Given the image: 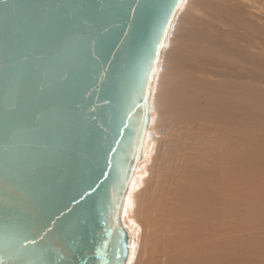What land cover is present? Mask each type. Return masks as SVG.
Here are the masks:
<instances>
[{"label": "water", "instance_id": "95a60500", "mask_svg": "<svg viewBox=\"0 0 264 264\" xmlns=\"http://www.w3.org/2000/svg\"><path fill=\"white\" fill-rule=\"evenodd\" d=\"M183 1L0 0V264L127 263L122 208Z\"/></svg>", "mask_w": 264, "mask_h": 264}, {"label": "rangeland", "instance_id": "374dc122", "mask_svg": "<svg viewBox=\"0 0 264 264\" xmlns=\"http://www.w3.org/2000/svg\"><path fill=\"white\" fill-rule=\"evenodd\" d=\"M234 11L233 17L235 16L238 19L235 21H233L234 18L229 21L225 20L224 24L216 30V25H220L223 22H216L212 19L205 21L199 15L195 14H190L187 20L190 19L194 22L193 24L197 26H192L193 28L204 29L205 32L207 31L206 33H211L213 37L219 41L220 45L226 48L227 51L217 49L212 57L219 64L225 67H232L235 71L237 70L236 72H246L255 75L256 78L231 80L232 82L240 83L245 88L254 92L244 97V100L252 101L254 105L247 108L251 110L247 112L248 115L247 113L245 114V121H227V130H225V132L218 129L220 125L218 119L215 120L212 118V121H197V123L194 124L195 126L189 130V133H192V136L198 139V144L193 145V148L196 149V152L198 150H200V152L207 150L208 155L201 156L200 154L199 156L197 155L198 153H191V151L188 150V155L190 156L196 153V161L193 160L195 159V154L192 157L195 164H197V159H201L203 161V166L201 168H196V165L193 164L194 162H192V165L187 163L186 166L188 167V171L185 170V172L177 163L178 160L173 163V159H181L184 154V152H180V150H174L178 148L174 137L179 136V141H181L184 138V133L182 132V134H180L181 132L178 130L180 125L174 124L176 120L174 118L171 119L173 114L169 112L170 110L168 111L170 114L165 113L161 108L162 104H160V101H158L159 103L156 102L154 107L150 102L151 119L150 128L148 130H154L153 132H156L155 134L159 142L156 143L155 141L152 146L149 145L146 148L145 156L141 161L143 167L141 171L143 170V173H140V177L138 176L135 184H132L133 182L130 184L129 190L125 196L123 208L127 210L123 214H125L126 225L129 223L128 228L133 230L127 264H176V260L177 263L186 264L187 254L183 256L181 253L182 239H194L191 238L192 235L189 234V232H191L189 229L190 226L194 222L193 226H195L201 219L199 223L200 227H198V231L200 232L201 228L204 225L206 226L204 219L209 212L206 210L207 201L203 199L200 204L195 201L197 198L195 200L193 199V203L196 202L195 207V204H185L181 202V200H178L180 204L178 201V203L174 201L176 198H174L173 195L176 196L179 189H187L188 187V189H193L195 187L197 190L199 188L203 189L202 194L207 197L213 195L215 198L214 208L224 215L218 216L214 214V217H210L206 221L209 222L208 225L211 227L204 228H212L211 233L215 234L211 238L204 236V241L209 238L207 241L213 242L210 248L213 250L214 255L213 252H211L212 254L210 252V254H208L207 251L203 252V254L205 253V257L201 258L200 256L202 255H200L195 260L197 264L206 263V255H211L213 257L212 264H221L222 261L223 264H264V32L259 22L252 21V18L246 20L249 17L246 13L238 14L236 10ZM239 18L240 20L243 18V21H238ZM185 19H181V22L184 23L186 21ZM169 37L170 35L167 37L166 42H168ZM192 58H197L196 61L198 60V57L194 56ZM204 61L208 65H213L211 59H204ZM216 65L210 67L212 69H218V66L215 67ZM159 69L160 65L158 66V71ZM231 74L235 73L231 72ZM155 92L153 88L151 97H153L152 95ZM254 101H256V103ZM203 103L202 101L201 106L205 107ZM159 105L160 107H157ZM186 128H188V126H186ZM221 136H224L225 139L222 140ZM227 136L229 138L228 141L226 139ZM238 143L240 144L238 145ZM169 148H171V151L174 150L173 154H177V152L181 154H177L178 157L181 156L179 158H177V155L173 156L171 166L169 165V161H165L164 159L165 155L169 156V152L171 151L163 155V151ZM193 148L191 146L189 147V149ZM192 151L195 150L193 149ZM154 157H156L157 160H155L156 158L154 159ZM144 162L146 164H144ZM160 162L162 164L167 162V164H163V168ZM177 165L180 168H177ZM150 166H154L151 171L150 169L148 170V168H151ZM204 166H206V168ZM209 167L212 168L210 169ZM156 169L159 170V172L156 171ZM209 170L211 171L209 172ZM149 171L151 175L148 174ZM166 175L169 178H165L164 176ZM170 177H174L172 180L176 181H174V186L172 180H169L171 179ZM157 179L159 180L157 181ZM163 179L166 180L164 181ZM167 179L169 180L168 184H165ZM157 182L165 186L162 188L159 185L160 187L158 186L159 188H156L158 185H156ZM169 182L172 183L169 184ZM153 187L156 188V191ZM148 189H151V191H148ZM172 191L177 192L173 193ZM162 192L163 194H160ZM165 197L167 198L165 200L168 202L164 200ZM171 197H173L174 200H171L173 199ZM155 200L158 202H153ZM170 201H174L172 204L173 207H171ZM154 203L158 205V209L154 208ZM187 204L189 205L188 209ZM176 205L177 209L175 212ZM163 208H166L164 209L165 211L162 210ZM194 208L197 211H195ZM155 209L161 211L155 214ZM180 209L182 212L179 211ZM216 209H214V211H216ZM221 209L223 212L220 211ZM151 210L154 211L151 213L149 212ZM190 211L194 215H192ZM153 213L159 220L155 218ZM160 213H162V215ZM183 213L185 216L191 214L192 218L188 220L189 223H184L185 216ZM196 214L199 216H196ZM164 215L166 217L170 216V220L171 218L176 219L179 217L181 219H176V222L172 220V222H175L174 224L168 220V217V219L165 218ZM195 218L200 219L197 220ZM181 220L184 226L188 225V229L183 230L180 227ZM160 221H162V223ZM163 221L165 223H163ZM131 224L132 226L130 227ZM171 224H173V226ZM165 226L167 229H165ZM201 234L203 235V230ZM202 235L200 239L203 238ZM135 258L138 259L136 260ZM139 261H144L145 263Z\"/></svg>", "mask_w": 264, "mask_h": 264}, {"label": "bare ground", "instance_id": "6f19581e", "mask_svg": "<svg viewBox=\"0 0 264 264\" xmlns=\"http://www.w3.org/2000/svg\"><path fill=\"white\" fill-rule=\"evenodd\" d=\"M234 10H236L238 14L246 13L249 16L248 19H246V17H245L246 20H249V18L250 19L252 18V21L254 20L255 22L256 21L259 22L261 25V28L263 29V32H264V0H184L179 11H178V13L175 16L171 30L169 32L170 37L168 38V42H166V46L162 50V54L160 56V60H161V62L159 61L160 69H159L157 75L155 76L156 79L154 80L155 82L153 85L154 91H156V92L152 95L153 97H151L152 99L150 101L152 103L153 107L156 104V102L159 103L158 101H160V104H162V106H163V107L161 106V108L164 110V112L165 113L170 112L171 114H173V116H171V115L170 116H171V119L174 118L176 120V121L173 120L174 124L180 125L179 128L177 127L178 130L181 132L180 134H182V132L184 133V135H183L184 140L181 138L183 140V142H182V140L179 141V136L174 137L175 138L174 140L176 141L175 142L176 146L178 147L174 150H176V151L180 150V152H184V154L182 153L183 156L181 159L179 158L181 156L178 157V155H177L179 152H177V154L176 153L173 154L174 150L171 151V148L163 151V155H165L167 152L171 151V152H169L170 153L169 156L165 155V157H164L165 161L166 160L169 161L170 166L172 163L171 160L173 159V156L177 155V158H179V159H176V158H175V160L173 159V163H175L174 161L178 160L177 163L179 164V166L182 167L184 171L185 170L188 171V167L186 166V164L190 163L192 165V162L196 161V157H197L196 153H198L197 155H199V156H200V154H201V156H204V155L207 156L208 155L207 150H203L202 152H200V150H198L196 152V149L193 148V145L198 144V139L196 137L192 136V133H189V130L195 126L194 124H196L197 121H199V120H202V121H210L211 120L212 121V118L215 120L218 119L220 122L218 129L225 132V130H227V121H231V120H235L238 122L245 121L246 120L245 114L251 110V109H247V108H249V106H251V105L252 106L254 105L252 103V101L244 100L245 96L251 95L254 92L250 89L245 88L240 83H235V82H232L231 80L232 79L245 80L246 78H256L255 75L252 73H246V72H236L237 70L235 71L234 68H232V67H225V66L219 64L212 57L216 53L217 49L227 51L226 48L223 45H220L219 41L217 39H215L211 33H209V32L206 33L207 31L205 32L204 29L193 28L194 26H196L193 24L194 22H192L190 19L187 20V17L190 14L191 15L195 14V15H199L205 21H207L208 19L209 20L212 19V20H215L216 22H219V21L223 22L220 25H218V24L216 25V28H215V30H216L217 28L219 29L224 24L225 20L229 21V20H232L234 18L233 21H235L236 19H238L235 16L233 17V15L235 13ZM207 13H209V14H207ZM185 17H186V19H185ZM181 19L182 20L185 19L186 21L183 23V22H181ZM241 20L239 18L238 21H241ZM191 24H193V25H191ZM213 25H214V23H213ZM166 41H167V39H166ZM194 56L198 57L197 61H196L197 58H192ZM204 59H207V60L211 59L213 61L212 62L213 65H210V64L209 65L212 67V66L217 64L215 67L218 66V69L217 68L212 69L207 63H205ZM231 72H233L235 74H231ZM202 101L204 102L203 104L205 105V107L201 106ZM254 102L256 103V101H254ZM157 107H160V105ZM254 114H255V112H254ZM247 115H248V113H247ZM249 118H250V116H249ZM186 126H188V128H186ZM153 131L148 130V132L146 134V140H145V144H144V150H143V157L142 158H144L146 148L149 145L152 146V144L155 143V141H156V143L159 142L157 137H156V134H155L156 132H153ZM221 139L224 140L225 139L224 136H221ZM226 139H227V141L229 140L228 136L226 137ZM239 144L240 143H238V145ZM190 146L195 151H192L193 149H189ZM156 147H157V144H156ZM165 148H166V146H165ZM188 150H190L191 153L196 152V153H193V156L195 154V156H194L195 159L192 158L193 156L188 155ZM190 151H189V153H190ZM160 155H162V154H160ZM166 156H168V157H166ZM152 158H153V155H152ZM155 158L156 157H154V159ZM155 160H157V158ZM144 164H146V163L144 162ZM153 164H154V162H153ZM163 164H167V162L163 163ZM163 164L162 163L160 164L161 167H163ZM193 164H195V162ZM195 165H196V168L197 167L201 168L203 166V161L201 159H197V164H195ZM180 167H178V165H177V168H180ZM204 167L206 168V166H204ZM142 168L143 167H142L141 162H140L136 168L135 175L132 179L133 183L131 182L132 184H135L137 182L138 176L140 177V173L141 172L143 173V170L141 171ZM152 168H154V166L151 168H148V170L150 169V171H151ZM196 168H195V170H196ZM171 169H173V168H171ZM189 169H190V167H189ZM191 170H192V167H191ZM150 171L148 174H150ZM156 171L159 172V170H157V169H156ZM210 171L211 170H209V172ZM161 172H162V170H161ZM161 175H163V174H161ZM173 176H174V174H173ZM164 177L166 178L168 176L166 175ZM174 177H172V178L170 177L171 179H169V180L171 181ZM158 180L159 179H157V181ZM169 180L167 179V182H165V184L166 183L168 184ZM174 181L175 180H172L173 183L169 182V184L172 183L174 186ZM157 184H158V182L156 183V185ZM160 184H162V183H160ZM160 184H158L156 186V188H159L160 186L163 188V186H165V185L162 186ZM154 187H155V185H154ZM156 188H154L155 191H156ZM188 188L187 189H179L178 192L175 191V192H177V194H176V196L173 195V197L176 199L174 200L173 197H171L173 199H171V198L170 199L174 200L176 202L178 200L179 201L181 200V202H183L185 204L188 203L190 205L196 203V202L193 203L194 202L193 199L195 200L196 198L197 199L195 201H197L198 204H200L202 202V199L204 201H207L206 210H208L209 212L206 215L207 217H205V219H204V223L206 224V226L205 225L203 227L201 226L202 228H201V231L199 232L198 227H200L199 223L201 222V219L195 218L197 220L198 219H200V220L195 224V226H193V224L195 223L194 222L189 228L191 231V232H189V234L192 235L191 238H194V239H182L183 243L181 246V253L183 254V256L185 254H187L186 264H197V261H195V260L200 255H202V256H200L201 258L205 257L204 256L205 253L203 254V252L207 251L208 254L213 252V250H211V248H210V246L212 245L213 242H210L207 240H209V238L214 236L215 233H211L212 228L211 229H205L204 228V227H211L210 225H208L209 222H206V221L210 217L211 218L214 217V214L218 215V216H222L223 213L218 212L217 209L214 208L215 198L213 195H210L211 197H207L206 195L202 194L203 189H201V188H199L198 190L196 187L193 189H188ZM148 191H151V189L150 190L148 189ZM175 192H173V193H175ZM173 193H171V194H173ZM154 194H156V193H154ZM160 194H163V192ZM153 196H155V195H153ZM165 199H167V198L165 197L164 200ZM156 201L157 200H155L153 202H156ZM174 201L173 202L170 201V203H171L170 205H172L174 203ZM166 202H168V201H166ZM180 204H179V206H180ZM188 204H187V209L189 206ZM157 206L158 205L157 204L155 205V203H154V208L158 209L159 207H157ZM195 206H196V204L194 205V207ZM171 207H173V205ZM175 207H176L175 208V212H176L177 205ZM164 209H166V208H163L162 210H164ZM181 209L179 210L180 212H182ZM214 209H216V211H214ZM126 210H127L126 208H122V214H121V221L125 225H126L125 214H123V213ZM193 210H192V212H193ZM153 211L154 210H151L149 212L152 213ZM156 211H154L155 214L159 213L161 210H158L159 212L158 211L156 212ZM185 211H186V208H185ZM195 211H197V210L195 209ZM220 211H222V209ZM160 214L162 215V213H160ZM197 214H196V216H199ZM153 215H154V213H153ZM183 215L185 216L184 213H183ZM192 215H194V214L192 213ZM140 216H141V214H140ZM175 216H176V214H175ZM167 217L165 216V218H167ZM172 217H173V215H172ZM155 218L158 219L157 216H155ZM162 218H164V217H162ZM179 218H176V219H179ZM191 218H192L191 214L188 216H185L184 217V223H189L188 220ZM176 219L171 218V220H170V218H169L168 220L171 221V223L175 224V222L177 221ZM172 220L175 222H172ZM193 220H194V218H193ZM160 222L162 223V221H160ZM163 223H165V222L163 221ZM184 223L181 220L180 227L183 230L188 229V227H187L188 225L184 226ZM167 224H168V221H167ZM128 225H129V223H128ZM128 225H126V227L129 231L131 237H132L133 236V230L129 229ZM171 225L173 226V224H171ZM131 226H132V224L130 225V227ZM165 229H167L166 226H165ZM161 230H163V229H161ZM202 230H203V235L201 234ZM201 235L203 236L202 239H200ZM204 236H208L209 238L204 241ZM213 255H214V252H213ZM212 258L213 257L211 255H206V263H204V264H212V261H213ZM140 260H142V259H140ZM182 261H183V259H182ZM139 262H141V261H139ZM142 262L145 263L144 261H142ZM159 262H160V260H159ZM175 263L180 264V262L177 263V260L175 261ZM221 264H223V261ZM224 264H226V263H224Z\"/></svg>", "mask_w": 264, "mask_h": 264}, {"label": "snow or ice", "instance_id": "6c2138e0", "mask_svg": "<svg viewBox=\"0 0 264 264\" xmlns=\"http://www.w3.org/2000/svg\"><path fill=\"white\" fill-rule=\"evenodd\" d=\"M23 239H24L25 242L31 243V241H28V238L27 237H24ZM40 254H43V250H41V253Z\"/></svg>", "mask_w": 264, "mask_h": 264}]
</instances>
